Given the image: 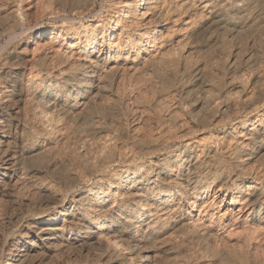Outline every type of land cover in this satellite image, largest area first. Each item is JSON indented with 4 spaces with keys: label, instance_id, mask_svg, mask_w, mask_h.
I'll return each instance as SVG.
<instances>
[{
    "label": "bare ground",
    "instance_id": "6f19581e",
    "mask_svg": "<svg viewBox=\"0 0 264 264\" xmlns=\"http://www.w3.org/2000/svg\"><path fill=\"white\" fill-rule=\"evenodd\" d=\"M0 264H264V0H0Z\"/></svg>",
    "mask_w": 264,
    "mask_h": 264
}]
</instances>
